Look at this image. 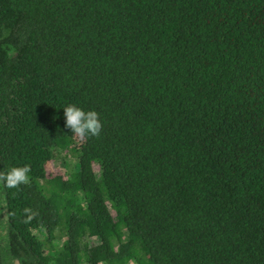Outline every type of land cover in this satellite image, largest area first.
I'll list each match as a JSON object with an SVG mask.
<instances>
[{
	"label": "trees",
	"instance_id": "trees-1",
	"mask_svg": "<svg viewBox=\"0 0 264 264\" xmlns=\"http://www.w3.org/2000/svg\"><path fill=\"white\" fill-rule=\"evenodd\" d=\"M24 165L0 264H264V0H0V171Z\"/></svg>",
	"mask_w": 264,
	"mask_h": 264
},
{
	"label": "clouds",
	"instance_id": "clouds-1",
	"mask_svg": "<svg viewBox=\"0 0 264 264\" xmlns=\"http://www.w3.org/2000/svg\"><path fill=\"white\" fill-rule=\"evenodd\" d=\"M63 115L64 127L69 129L71 134L79 140L85 141L89 137H99L103 125L96 111H85L78 106L69 104L63 108ZM30 172L29 165L13 166L6 172L0 171V184L7 188H19L20 185L29 183ZM23 212L26 217L25 223L30 222L36 214L31 208H25Z\"/></svg>",
	"mask_w": 264,
	"mask_h": 264
},
{
	"label": "flooded vegetation",
	"instance_id": "flooded-vegetation-1",
	"mask_svg": "<svg viewBox=\"0 0 264 264\" xmlns=\"http://www.w3.org/2000/svg\"><path fill=\"white\" fill-rule=\"evenodd\" d=\"M1 189V188H0ZM0 198H3L5 195L0 191ZM0 251H7L9 250V245L14 240H22V246L27 247V237H28V230L26 223L24 222L26 217L22 218V227L21 231L14 229V235L15 237L10 240V226L7 224L11 220L10 214L6 210L7 205H0ZM13 221H18V218L16 216L13 217ZM32 233L36 236L38 240L44 239V230L43 229H33ZM26 239V240H24ZM60 246V245H59Z\"/></svg>",
	"mask_w": 264,
	"mask_h": 264
},
{
	"label": "rangeland",
	"instance_id": "rangeland-1",
	"mask_svg": "<svg viewBox=\"0 0 264 264\" xmlns=\"http://www.w3.org/2000/svg\"><path fill=\"white\" fill-rule=\"evenodd\" d=\"M51 167L53 169L59 170L60 172H64V173L66 172L67 174L71 173L77 167L76 158L73 155H70L68 153H64V154L62 153V154L57 155L55 157V159L52 162ZM93 170H94L95 174H97V171H98L97 165L93 166ZM54 235L56 237L54 242L59 246L62 243L63 239H65V236L60 235L58 233H56ZM82 264H87V263L82 261ZM130 264H133V263L131 262Z\"/></svg>",
	"mask_w": 264,
	"mask_h": 264
}]
</instances>
